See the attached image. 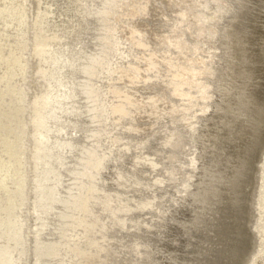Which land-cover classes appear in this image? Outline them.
<instances>
[{"label":"rangeland","instance_id":"374dc122","mask_svg":"<svg viewBox=\"0 0 264 264\" xmlns=\"http://www.w3.org/2000/svg\"><path fill=\"white\" fill-rule=\"evenodd\" d=\"M51 1L0 0V77L10 73L12 79L21 73L14 81L0 79V222L18 212L24 219L22 233L12 222L5 230L0 227V264L1 251L10 246L19 251L17 239L30 256L23 264H38L32 263L33 254L45 241L53 242L43 252L52 264H243L250 251L245 252L247 242L251 244L247 233L255 213L256 166L264 155V0H111L109 12H119L103 15L105 42H95L91 35L82 40L89 54L103 53L102 63L84 75L89 85L74 84L76 92L91 91L94 115L68 124L75 138L64 137L73 145L67 167L77 172H66L61 195L82 194L84 201L72 204L70 211L59 206L44 230L33 205L24 211L19 207L27 150L36 151V143L31 140L30 146L28 140L35 132L32 126L23 137V121L33 118V109L24 106L22 94L27 81L34 101L48 89L42 71L54 57L53 50L45 57L34 51L65 38L46 35V28L39 27L46 22ZM83 3L67 6L79 16V10L87 8ZM26 13L31 24H24ZM146 13L154 15L149 18ZM147 25L162 36L152 41ZM75 26L64 29L66 34L81 35V27ZM194 44L209 57L211 66L200 71L210 81L209 94L190 92L193 72L187 79L181 75L186 65L196 64L194 56H188ZM31 63L27 78L25 66ZM97 80L103 86L96 87ZM126 94L136 103L131 104ZM41 108L45 106L37 107V116ZM100 108L103 118L98 116ZM56 136L59 140L63 134ZM58 140H44L45 155L64 150ZM30 178L34 191L38 186ZM189 190L191 198L185 199ZM185 209V214L192 212L185 215ZM57 227L62 232H50ZM255 264H264V251Z\"/></svg>","mask_w":264,"mask_h":264},{"label":"bare ground","instance_id":"6f19581e","mask_svg":"<svg viewBox=\"0 0 264 264\" xmlns=\"http://www.w3.org/2000/svg\"><path fill=\"white\" fill-rule=\"evenodd\" d=\"M73 1H82V2L87 4V6H85V7H87L86 10H85V8L79 10V12L81 13V14L79 13L80 14L79 16L76 15V13H78V12L75 13V11H73L69 6H67V4L69 5ZM88 1H90V0H53V1H51V6H49L50 8H49L48 13L45 12L46 13L45 17L47 16L46 22L43 25V20H42L41 26H39V27H42V29L46 28L45 31L42 32L46 35H49V33L51 32L52 35L62 36L65 38L60 37V40H59L60 42L54 44L55 46H53V47H41L39 50L37 49L34 51V53L37 56H42V57L44 56L45 57V54H47L50 50H53L54 57H51L50 59H48L46 61V63L43 66V68H45V69L42 71V76L47 77L45 79V82L49 83L50 85H49L48 89L41 96H39L37 98V101H34V99H36V97H32L33 96V95H31V90H32L31 88L32 87L30 86V84L27 81L29 71H30V68L32 66V63H31V64H28L27 66H25L26 70L23 69V70H25L24 74H26L27 78L25 79L24 78L25 75L24 74L22 75V77L27 81L28 86L25 85L27 87L24 89L25 90L24 92L23 91L20 92V90H22V89H19L20 93L23 92L22 98L24 101L23 102L24 106L29 104L31 109H33V115H31V116H33V118L30 119V121L27 123L23 121V127H24L23 131L25 132L23 137H25V135L27 133V127L32 126L33 129L35 130V132H32L28 135V140L30 142V146H31V140H33L36 143V145L34 147L36 151H33V149H32L33 153H31V150L28 151L26 148L27 153H28V155L26 156V158H28L27 159L28 163L26 164V167H27L28 171H27V175H26L27 178L25 176V180L23 183V189L24 190L22 191V195L20 196L21 201L19 202V204H20L19 207H22V211H24V209L27 205H30V204L33 205L34 209H36L39 213V216H40L42 223H43L42 227L44 230L48 226L49 222L51 220H53L54 216L56 215V212H58L57 209L59 208V206L63 210L69 209V211H70V209L72 207H74V205L76 203H78V202L82 203L84 201V196L82 194H81V196L78 195L77 197L74 196L75 194L72 196H67V197H63L61 195V190L65 185L64 177L66 175V172L67 171L69 173H73V172L76 173L77 172V169L69 170V168L67 167V165H68L67 164L68 163L67 162V158H68L67 156L70 154L69 146H73V145H68V142H67V140L64 139V137L66 135H68V136L70 135L71 137L75 138L74 135L70 134V132L68 130V126H69L68 124L78 123L77 121L79 119L91 118V115H92V117L94 115V110H93V105H92L93 97L90 95L91 91L84 88V89H79L76 92L74 84L75 83H83L85 85H89V82L83 81L84 75L91 73L93 66L96 63H98V62L102 63L101 60L103 58V53L100 52L97 55L89 54L86 51V48L84 47V45L82 43V40H83V38H86L87 35L88 36L91 35V36H93V39L95 42H98L100 44L105 42V40H106L105 38H107V34L105 37L104 32L106 31L105 28H107V25H106V20H105V24L103 22V15H105V13H107L108 15H115L116 13L118 14V12H119V9H117L115 11V13H113V14H111L109 12L111 7L114 5V4L112 5L111 0H98L99 2L97 4L93 3L94 1H91V2H88ZM122 3L123 2L118 4L119 7L122 5ZM82 7H84V6H82ZM74 10H76V9H74ZM38 11H39V9H38ZM71 11H73V12H71ZM152 11L156 12L155 9ZM145 15H147V17L151 18L152 15H154V13H151V16H148V13H146ZM96 16H98V17L93 19V17H96ZM31 19L32 18H31L30 13L29 14L26 13V15L24 14V24H26V23L31 24V22H33ZM79 20L82 21V25H80ZM70 21L72 24H68V23H70ZM144 21H145V19H144ZM74 22H76L78 25ZM72 26L81 27V29L79 28V30H81L79 32H82V34L79 35V33H77L78 34L77 35L76 33H74V31L69 32V34L71 33L72 35L66 34V32H67L66 30L67 29L70 30V28ZM147 27H148L147 30L150 32L148 36L151 37L152 41H155L152 37H161L162 36V34H159L157 32H151L148 25H147ZM2 28H4V27H2ZM64 29H66V30H64ZM111 29H113V28H111ZM77 31H78V28H77ZM123 31H124L123 33H127L128 30L125 29ZM58 32H60V33H58ZM114 32H116V31H114ZM184 32H186V31H184ZM19 33H21V32H18L14 36V38H16L15 40H18ZM107 33H108V30H107ZM35 35H36V32H35ZM146 36H147V34H146ZM148 36H147V39L145 38V40H147V41H148ZM12 38H11V41H14V38L13 39ZM141 39H143V37ZM8 40L10 41V37ZM145 40H142V41L147 43V41H145ZM11 43H9V44H11ZM148 44H149V42H148ZM12 47L14 49H16L15 47H17V46L11 44L9 48L11 49ZM18 50H20V49H18ZM27 50H28L27 46L25 48L24 47L22 48L23 52L27 51ZM13 51H15V50H13ZM201 53L202 52L200 50H198V48H197V44H194V46L192 47V53L189 54L188 56L189 57L194 56V61L196 62V64L195 65H186V67L183 68L181 75H182V77H184L183 79H187L189 77L188 76L189 73L193 72V76H191L189 79L190 83L193 82L191 85V88H190V92L192 91V89H194L197 92L201 91V92H204L205 94L206 93L209 94V83H210V81H208V79L202 77V75H200V71L203 73V71L206 69V67L208 65L211 66V64L208 61L209 57L203 55L204 53L203 54H201ZM22 55H23V53H22ZM128 58H129V56H128ZM109 66H112V65L109 64ZM18 73H19V71H18ZM14 74L11 77L15 78V76H17V75L19 76V74L21 76V73L15 75V76H14ZM10 75L11 74L9 73L4 78L0 77V79L4 80L7 77L10 78ZM110 76H111V74H110ZM17 77H16V79H17ZM214 78H215V74H213L210 77L211 80ZM47 79H48V81H47ZM130 79H132V78H130ZM132 80H134V79H132ZM12 81H14V80H12ZM97 81L95 83L96 87L99 88L100 86H103V81L102 82L100 80L98 82ZM6 82H5V84H7ZM9 82H11V81H9ZM17 82H19V81L17 80ZM13 85H15V84H13ZM43 85L44 84H41V86H43ZM6 86L9 87V84ZM15 86H17V85H15ZM15 86H14V88L17 89ZM2 87H0V88H2ZM51 87L53 89H50ZM11 88H13L12 84H11ZM13 91H15V90L13 89ZM177 91L179 92V90H177ZM0 92H2V90ZM8 94H10V93H8V91H7V95ZM119 94H120V96L122 95L121 93H119ZM7 95H5V96H7ZM126 96L129 97L131 104L136 103L137 99H134L131 95H128V94H126ZM19 97H21V95ZM13 98H14V96H13ZM17 98H18V96H17ZM122 98H125L124 95H122ZM176 99L181 100V98H176ZM15 100H13V101H15ZM107 100L109 101V99H107ZM138 101H140V100L138 99ZM40 105H42V106L44 105L45 109L47 108L49 110V112L46 113L44 111L45 109L41 108L40 114H38V116H37L36 111H37V113H39V109L38 110H36V109ZM20 106H22V105H20ZM98 107L99 106H97L96 108H98ZM101 108H100V113H98V116L100 117V115H101V118H103V116H102L103 112L101 111ZM107 115H108V113H107ZM107 118H108L107 121H109L110 118L109 117H107ZM16 120H14V121H16ZM103 123H104V121H103ZM12 128H13V126H12ZM12 128H11V130H12ZM12 134H13V132H12ZM62 134H63V136L59 140H58L57 136H56V138L54 137V135H62ZM216 136H218V135L216 134ZM29 137H32V138L29 139ZM7 139H8V137H7ZM45 139L48 140L49 142H53V143H57L56 140H58V143H60L61 148L64 150H62L60 152V154L57 156L45 155V153L48 152L47 147L44 144ZM0 140H1V138H0ZM61 143L66 144L68 146H65ZM225 143H227V142H225ZM218 145H220V144H218ZM223 147H224V145H223ZM217 150H219V149L217 148ZM44 151H45V153H44ZM223 154H224V152H223ZM261 159H262V161H261L260 166L259 165L256 166L259 174H257V176H256V179L258 178V184H257V187H255V190H256V193H254L255 200L252 204V206L254 207V210H255L254 220H252V225H250V228H249L248 233H247L249 236L248 241L249 242L251 241V244L248 245V242H247V248H246L245 252L247 253L248 249L250 251L247 255H244V263L243 264H255L256 257L258 256V254H260L264 251V155L262 156ZM60 164H61V166H60ZM30 169H32V171H34L33 174H32V172H30ZM80 171L81 170H79L78 172H80ZM28 172H29V175H28ZM224 172H225V170H224ZM32 176H33L34 183L38 186L36 188V190H34V191H32L33 182L30 178ZM62 178H63V180H62ZM203 180H204V178H203ZM192 181L193 180H191V182ZM198 183H200V182H198ZM106 184H104V187L106 186ZM212 184H213V182H212ZM100 185H102V183ZM158 185L160 186V182L158 183ZM219 185H221V184H219ZM104 187H103V189L106 191V189ZM189 189H191V188H189ZM39 190H42V193H41L42 195H40V197L38 195ZM190 191L191 190H189V192H187L185 194L186 195L185 199L191 198V197H189L191 195ZM43 192H44V194H43ZM35 194H37V195H35ZM114 199L116 200V198H114ZM81 200H82V202H81ZM110 201L112 202V200H110ZM72 204H73V206H72ZM193 205L195 206V204H193ZM187 208H189V207H187ZM195 208H196V206H195ZM186 209L183 210V213L186 211ZM190 212H192V211L190 210L189 213ZM187 213L188 212H186V214L185 213L184 214L188 215L189 213L188 214ZM62 214L64 215V213H62ZM182 216H183V214H182ZM184 217H186V216H184ZM184 217H182V218L184 219ZM189 217L191 218V216H189ZM204 218L205 217H203V219ZM23 220H24L23 214L18 212V213H16L15 216H11L10 218H8L6 220L4 219V221L0 222V227L5 230V226L8 227V222H12L13 224H15L13 227H16L17 230L18 229L21 230L20 233H22L23 228H24ZM193 220H194V218H193ZM183 226H185V225H183ZM33 228L34 229L37 228V225L33 224ZM184 229H182V231ZM59 231H61V229L59 227H57V229L50 231V232L57 234ZM186 232H187V230H186ZM19 234L15 235V237H17ZM40 234L43 235V232H40ZM0 235H1V233H0ZM188 235H190V234L188 233ZM172 236L173 235H170V237H172ZM186 239H187V237H186ZM180 240H181V238H180ZM15 243H17V246L20 245L19 251H16L15 248H11V246L8 248V251H6V252L1 251V253L4 254L2 264H23V263L27 262L28 258L30 259V256H29V253H28L26 246H24V245L21 246V242H19V239L15 240L14 244ZM43 243L44 244H42L39 247V249H37V247H36V250L33 254L32 263L52 264V262H50V258H44L43 252H45L44 248H48L49 245H51L53 242L52 241H50V242L45 241ZM9 249H11L10 252H9ZM153 251L154 250H152V252ZM152 256H153V253H152ZM0 257H3V256L1 255ZM0 263H1V261H0Z\"/></svg>","mask_w":264,"mask_h":264}]
</instances>
